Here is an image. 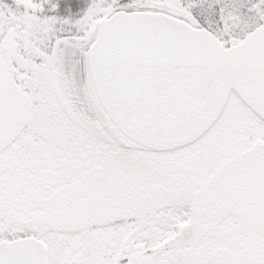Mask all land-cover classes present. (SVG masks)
Masks as SVG:
<instances>
[{
  "label": "snow or ice",
  "instance_id": "1",
  "mask_svg": "<svg viewBox=\"0 0 264 264\" xmlns=\"http://www.w3.org/2000/svg\"><path fill=\"white\" fill-rule=\"evenodd\" d=\"M0 264H264V0H0Z\"/></svg>",
  "mask_w": 264,
  "mask_h": 264
}]
</instances>
